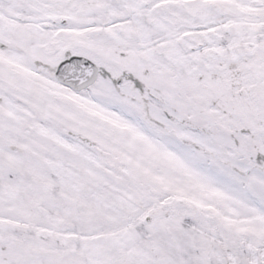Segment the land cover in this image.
<instances>
[{
    "label": "snow or ice",
    "instance_id": "obj_1",
    "mask_svg": "<svg viewBox=\"0 0 264 264\" xmlns=\"http://www.w3.org/2000/svg\"><path fill=\"white\" fill-rule=\"evenodd\" d=\"M0 264H264V0H0Z\"/></svg>",
    "mask_w": 264,
    "mask_h": 264
}]
</instances>
